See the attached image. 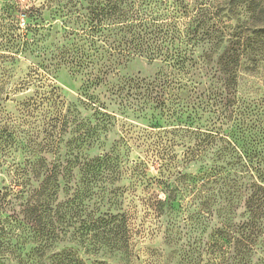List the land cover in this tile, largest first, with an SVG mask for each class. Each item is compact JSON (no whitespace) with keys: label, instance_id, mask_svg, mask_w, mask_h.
<instances>
[{"label":"rangeland","instance_id":"1","mask_svg":"<svg viewBox=\"0 0 264 264\" xmlns=\"http://www.w3.org/2000/svg\"><path fill=\"white\" fill-rule=\"evenodd\" d=\"M123 1L111 5L125 15L102 23L92 38L80 34L86 14L78 9L77 22L49 19L25 38V52L0 59V264H51L52 256L69 251L85 264H224L231 249L220 244L218 229L231 241L252 239V229L244 231L246 193L232 187L235 177L222 185L204 179L212 157L188 159L207 147L210 130L237 146L243 133L251 151L264 153V21L254 23L246 5L233 0ZM14 3L32 5L0 0L6 26L5 8ZM18 17L24 32L31 20ZM125 20V27L142 21L139 45L129 44ZM74 26L77 36L69 33ZM229 45L241 48L232 97L215 66ZM155 48L160 57L146 58ZM177 50H186L194 67L174 69L170 56ZM156 81L168 88L150 92ZM68 155L91 169L77 167L68 184L59 179L44 228L57 233L50 242L31 226L27 202L40 183L34 175H44L40 160L63 164ZM67 186L83 190L78 204L66 205ZM108 214L126 220L125 252L110 249L108 233H86ZM261 257L256 245L245 261Z\"/></svg>","mask_w":264,"mask_h":264},{"label":"trees","instance_id":"2","mask_svg":"<svg viewBox=\"0 0 264 264\" xmlns=\"http://www.w3.org/2000/svg\"><path fill=\"white\" fill-rule=\"evenodd\" d=\"M112 1L116 2L118 0H29V2L32 3L29 7H22L15 3L14 8L6 6L5 10L9 12L11 22L7 26L0 22V49L4 48L7 50V55H5L4 52L0 53V59H12L13 56L10 51L14 49L19 53L25 52L30 46L28 45V40H25V38L28 37L30 33L36 32L42 23H46L49 19L56 20V18L63 17L66 19L65 24H70L73 20L77 22L78 18H76L75 15L78 14V9L85 11L86 14L83 16L85 21L80 24L82 26V29H79L80 34L90 35L91 38L95 36L96 33L100 34L103 32V30L100 29L102 23L112 18L125 15V13L122 12L121 6L111 5ZM121 1L120 3H124L123 0ZM233 1H240V3L246 5L251 20L254 23L264 21V0ZM36 2H40L38 7L34 5ZM82 4H86L87 6L83 7ZM43 12H47V19H44ZM20 14L25 15L31 20V23L27 24L24 32L20 28L21 19L18 17ZM135 16L136 15H134V17ZM138 22L141 25L142 21L138 20ZM128 23L129 21L127 22V20H125L123 28H126L125 35L132 37V42L129 44L132 45L137 42L139 45V34L137 32L142 26L130 25L125 27V24ZM68 29L70 34L77 36L74 33L76 31L75 26L73 29L72 27H68ZM139 31L143 33L144 37L147 36V34L144 33L147 30L144 32L141 30ZM167 34H169V32H166V35ZM176 35L181 40L182 34L179 32ZM134 37L137 38L133 39ZM151 53V55L146 57L149 60H155L156 57H160V50L158 48L157 50L155 48ZM187 54L186 50H177L174 55L170 56V61H172L170 65L178 71L186 69L189 64L192 63L191 59H188V57H190L188 55L190 54ZM240 59L241 48L237 45L227 46L216 59L215 66L221 76L223 90L227 97H232L236 94L238 78L236 69L239 67ZM189 67H194V64ZM163 88H168L166 81H158V84L156 81V83L153 82V84H150V92H158ZM153 103L158 108L165 105L164 102L154 101ZM210 131V134L207 136V147L198 152H194L193 156L190 157L193 160L190 158L188 160L189 162L197 163L199 161L202 163L203 157H212L208 159L210 165L204 168L209 177L206 173H203L202 176H204V179L219 180L222 185L224 180L230 176L235 177L232 181V187H235V191L239 189L243 193H246L243 205L250 221L244 223V231L250 228L252 229L251 240L243 234L240 239L233 238V241H231L228 239L229 236L227 238V236L223 234L225 231L218 229L215 232L218 240H221L220 244L227 243V247L231 249L228 256H224V264H248L245 259L250 257V254L253 252V247H256V245L260 246V252H262V257L257 260V264H264V153L260 151H251L248 145L244 144L245 140L243 141V138L245 137L243 133L240 135V138H237L242 142V145L237 146L235 144L236 142L229 141L227 136H222L219 132L213 130ZM201 151H203L204 154L199 158ZM78 156L79 155H76V157L70 155L66 156V160L63 164L60 160H58L57 163H53V160L47 161L42 158L40 163L45 167L44 175H34L35 179H40V183H38L36 189L32 190L31 197L33 202L28 200L27 203L29 205L26 208L25 215L30 219L31 226L40 236L44 234L50 236V242L56 241L57 238L55 239V237H57V233L53 230H47V233H44V228L47 224L46 221L49 222V220H51L50 216L52 210H50V207L58 197L60 189L59 179L68 184V177H70L73 170L77 167L80 168V171L84 172H89L91 169L90 162L86 160L80 162L81 158ZM213 158L217 160L218 166L214 164L215 160H213ZM48 164H50V166ZM195 180L198 179H194V181ZM67 187L69 188H67L66 191L72 190V195L66 205L73 206L78 204L84 194L83 190L77 186L73 189H71L70 186ZM231 196L230 198L233 199L234 195L232 194ZM214 203H218V201ZM94 231H102L110 235L109 245L111 250L125 252V250L128 249V240L126 237L127 227L124 217L118 214L105 215V218L98 219L90 228L86 229V233L88 234ZM215 244L217 245L218 242L215 241ZM50 260L51 264H85L82 260L76 258L71 251L56 254L52 256ZM92 264L105 263L94 262Z\"/></svg>","mask_w":264,"mask_h":264}]
</instances>
